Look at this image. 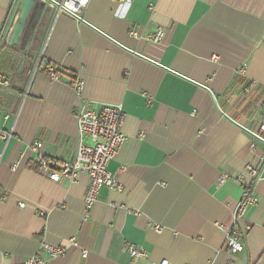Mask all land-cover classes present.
<instances>
[{
    "label": "crops",
    "instance_id": "1",
    "mask_svg": "<svg viewBox=\"0 0 264 264\" xmlns=\"http://www.w3.org/2000/svg\"><path fill=\"white\" fill-rule=\"evenodd\" d=\"M16 1L0 0V264H264V179L236 223L243 250L224 246L243 191L235 176L247 164L264 173V133L243 128L264 116V0H89L79 18L46 0L9 46ZM158 28L159 42L144 38ZM104 104L125 114L107 164L122 188L103 186L85 216L88 175L50 180L32 143L58 164L73 159L74 111Z\"/></svg>",
    "mask_w": 264,
    "mask_h": 264
},
{
    "label": "built area",
    "instance_id": "2",
    "mask_svg": "<svg viewBox=\"0 0 264 264\" xmlns=\"http://www.w3.org/2000/svg\"><path fill=\"white\" fill-rule=\"evenodd\" d=\"M60 4L53 3L59 10L67 13L73 17H80L82 10L89 3V0H54ZM164 28H158L154 32H149L144 36L147 41L159 42L164 36ZM129 35L134 38H140L138 33L131 29ZM46 71L52 79H58L53 65L48 64ZM8 78L0 72V84H7ZM74 87L80 90L82 81L76 79ZM254 82H249L245 89L247 91L253 87ZM150 97H148V101ZM264 107V104H263ZM77 125L78 143L74 158L68 161H62L58 164L55 160L48 159L41 150V142H33L32 150L36 153V158L39 163V168L52 181H59L62 177H68L74 180L78 173H86L88 175L89 184L84 196L85 213L97 199L100 189L103 186L115 189H121L122 185L117 182L111 172L107 168L108 162L113 159L120 151L125 143L126 136L122 131V124L124 120V111L120 105L104 104L98 109H91L80 107L74 111ZM256 121V128L243 127L251 135L257 136L259 133H264V116ZM88 139V140H85ZM251 148L254 144L251 143ZM264 161V153L261 156ZM58 164V165H57ZM230 179V175L223 173L218 179L217 183L222 184ZM264 179V173H261L257 167L250 164L246 165V174H239L235 176V180L242 186V195L232 210V224L225 229L224 246L230 252L241 251L244 248L241 241L242 235L245 233L236 227V223L244 215L248 206L255 203L257 194L255 191V181ZM23 206L24 203L19 204ZM223 228V225L218 224ZM127 253L135 259H147L146 250L133 243H128L126 246ZM40 250L47 252L52 258L64 254L62 247L52 246L46 242L40 244ZM87 251L84 249L82 255L85 256ZM19 264H48L47 260L40 255H33L28 257L25 261ZM147 264H172L168 259H161L159 261H147Z\"/></svg>",
    "mask_w": 264,
    "mask_h": 264
},
{
    "label": "water",
    "instance_id": "3",
    "mask_svg": "<svg viewBox=\"0 0 264 264\" xmlns=\"http://www.w3.org/2000/svg\"><path fill=\"white\" fill-rule=\"evenodd\" d=\"M45 1L46 0H17L16 1V5L14 7L12 16L6 27V34L12 27L9 37L7 39V44L9 46H12L13 44L17 42L21 29L23 25L25 24L32 9H34V12H35L33 19L38 20L40 18V16L46 9ZM50 1H53L54 3L58 5L60 4V2H56L54 0H50ZM15 16L17 17V21L12 26L13 18ZM212 95L213 97L216 96L215 93H212Z\"/></svg>",
    "mask_w": 264,
    "mask_h": 264
}]
</instances>
